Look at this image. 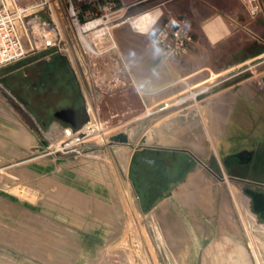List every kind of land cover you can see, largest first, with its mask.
Wrapping results in <instances>:
<instances>
[{
	"label": "rangeland",
	"instance_id": "374dc122",
	"mask_svg": "<svg viewBox=\"0 0 264 264\" xmlns=\"http://www.w3.org/2000/svg\"><path fill=\"white\" fill-rule=\"evenodd\" d=\"M181 14L185 53L169 59L122 51L120 68H103L106 59L86 68L64 41L7 66L4 84L45 113L0 85V264H264V219L239 178L247 169L224 166L230 154L264 149V0H184ZM57 24L69 34L65 19ZM92 75L113 90H95ZM87 104L109 125L97 139L70 145L49 127L59 110ZM151 105L159 109L147 115ZM146 143L202 161L150 214L118 156Z\"/></svg>",
	"mask_w": 264,
	"mask_h": 264
},
{
	"label": "built area",
	"instance_id": "2783aa9c",
	"mask_svg": "<svg viewBox=\"0 0 264 264\" xmlns=\"http://www.w3.org/2000/svg\"><path fill=\"white\" fill-rule=\"evenodd\" d=\"M243 1L250 7L254 0ZM183 6L184 0H0V69L64 41L68 55L87 67L90 45L84 40L105 37L106 31L126 22L147 26L151 51L157 56L169 59L172 54H184L188 34ZM40 12H48L53 23ZM60 18L67 21L68 35L57 24ZM41 31L52 39L38 49L33 43ZM87 112L89 121L80 127L61 128L70 145L86 143L103 133V122L93 121L94 106L87 104Z\"/></svg>",
	"mask_w": 264,
	"mask_h": 264
},
{
	"label": "crops",
	"instance_id": "0c3cea01",
	"mask_svg": "<svg viewBox=\"0 0 264 264\" xmlns=\"http://www.w3.org/2000/svg\"><path fill=\"white\" fill-rule=\"evenodd\" d=\"M9 68L0 69V85L6 86L3 79L7 74L12 73V71L7 72ZM9 91L26 104L25 98L19 97L10 89ZM61 124L55 119L49 127L54 125L60 127ZM186 151L189 150L152 143H146L133 150L128 164L127 178L142 214H150L161 202L171 199L174 191L195 169L199 168L202 163L199 157L192 151L186 155L184 154ZM185 162L189 163V168L184 170ZM246 174L240 177H245ZM237 263L242 264V262Z\"/></svg>",
	"mask_w": 264,
	"mask_h": 264
},
{
	"label": "bare ground",
	"instance_id": "6f19581e",
	"mask_svg": "<svg viewBox=\"0 0 264 264\" xmlns=\"http://www.w3.org/2000/svg\"><path fill=\"white\" fill-rule=\"evenodd\" d=\"M248 3L250 5V2H248ZM38 33L40 34V36H37L36 41L33 43V47L41 49L45 45L46 41L51 40L52 37H50V36L44 37L43 34L45 33V31H43V32L41 31ZM84 42H86L88 44V46L90 45L88 47L89 52L86 56L87 61L89 60L93 64L98 63V61H100V64H101L102 60L106 59L105 62H107L108 64L106 66L104 63H102V65L104 64L103 68H120L119 62L121 60H123L122 51L124 52L125 56L127 54L128 55L130 54L131 56L132 55L135 56L139 51H142V52H144V54H147V56H150L151 57L150 59H153V61H155V56H154L153 52L151 51L152 44L150 41V37L147 34V26L146 25H139V24L137 25L135 23H128V22L122 23V24L118 25L115 29H111L109 31H106L105 37H100L98 35L94 38L85 39ZM90 57H92V58L90 59ZM145 62H146L145 59H141L140 61H137L136 64L141 65V64H145ZM138 65H136V66H138ZM86 68H88V66ZM89 68H97V67L96 66L95 67L89 66ZM93 75L91 77L93 79V82L95 81L93 83L95 90H99V92L101 94L105 93L104 91L108 92L109 91L108 88H111V87L108 85V80L106 79L107 76L100 79L99 75H95V76H93ZM119 77H118V79H120ZM152 77H155V75H153ZM149 79L152 80V78H149ZM155 79H157V78L155 77L153 80L155 81ZM116 81H118V80H116ZM148 85H150V84H148ZM152 86H151V88H152ZM154 86H156V85L154 84ZM115 89H116V87H115ZM188 90H189V88L184 89L182 91V93H184V95H186V94L188 95ZM103 95H105V94H103ZM158 109H159L158 106L151 105V108L147 109V115H152V113H153L152 110H158ZM145 111L146 110L141 111V112L135 111V113L132 115L133 119H134V117L141 115ZM138 118H140V117H138ZM127 119H128V117H127ZM123 120L127 121L126 119H123ZM123 120L121 122H123ZM107 126H109V125L105 124V127H107ZM96 138H98V137H95V139ZM137 139H139V137ZM181 145L187 146L188 148H190L192 150L198 151L194 144H190L187 142H180V143H178L177 146H181ZM118 156H119L120 160L125 164V167L127 169L126 165L129 164L131 153L125 149H120L118 152ZM234 165H238V164H234ZM240 166H245V165L240 164ZM227 167H231V166H227ZM233 189L235 190V188H233ZM239 193H240V191H239ZM248 199H247V201H249ZM254 216L256 218L255 214H254ZM255 224H256V219L253 220L251 225L255 226Z\"/></svg>",
	"mask_w": 264,
	"mask_h": 264
},
{
	"label": "flooded vegetation",
	"instance_id": "af4514ba",
	"mask_svg": "<svg viewBox=\"0 0 264 264\" xmlns=\"http://www.w3.org/2000/svg\"><path fill=\"white\" fill-rule=\"evenodd\" d=\"M54 59L57 60V62L61 65V67L63 68L65 73H68L66 66L60 60L56 59V57ZM262 93H264V92L262 91ZM144 95H147L145 97L147 99L148 94L144 93ZM25 102H26V104L30 105L31 109L34 111V113L37 116L42 117L43 116L42 114L45 113V111L43 110L42 107L35 111L33 105L30 104L29 100H25ZM73 108L77 112V123L79 125L77 127H80L81 125H83L84 123L89 121V118H88L89 115H88V112H87V106H85V107L82 106L81 108H75V107H73ZM86 115L88 117L84 120ZM57 120L62 123L60 125L61 128L65 127V126H73V125H71L69 123H66V122L62 121L59 118H57ZM73 127H75V126H73ZM244 150L252 151L253 155H252V159H251L250 163L242 164V165H245V166H240L241 169H243V168L247 169V174H246L245 177H239V178L242 181L243 190L245 191L247 196L250 198V202H252V207H253V210H254V201H253V197L251 196V192L252 193H256V194H258V193L264 194V149H261V147L259 145H257V147L254 148V149H244ZM225 161H226V158L224 160V166L227 169H231L232 165L235 164V163H233V164L230 165L231 167H227ZM237 166H239V165H234V167H237ZM236 177H238V176H236ZM256 213H257L258 217L264 219V217H262V214L260 212H256Z\"/></svg>",
	"mask_w": 264,
	"mask_h": 264
},
{
	"label": "water",
	"instance_id": "95a60500",
	"mask_svg": "<svg viewBox=\"0 0 264 264\" xmlns=\"http://www.w3.org/2000/svg\"><path fill=\"white\" fill-rule=\"evenodd\" d=\"M262 55V54H261ZM56 117L62 121L69 123L75 127L79 126L77 123V112L73 107L61 109L56 113ZM190 151V150H189ZM253 152L249 150L239 151L227 156L226 165L230 166L231 164H247L251 162ZM254 201V210L260 212L262 217H264V194L262 193H252Z\"/></svg>",
	"mask_w": 264,
	"mask_h": 264
},
{
	"label": "clouds",
	"instance_id": "9594fccd",
	"mask_svg": "<svg viewBox=\"0 0 264 264\" xmlns=\"http://www.w3.org/2000/svg\"><path fill=\"white\" fill-rule=\"evenodd\" d=\"M172 23L175 25L176 21H175V20H173V21H172Z\"/></svg>",
	"mask_w": 264,
	"mask_h": 264
},
{
	"label": "trees",
	"instance_id": "16d2710c",
	"mask_svg": "<svg viewBox=\"0 0 264 264\" xmlns=\"http://www.w3.org/2000/svg\"><path fill=\"white\" fill-rule=\"evenodd\" d=\"M26 106L28 107V106H30L29 104H26Z\"/></svg>",
	"mask_w": 264,
	"mask_h": 264
}]
</instances>
